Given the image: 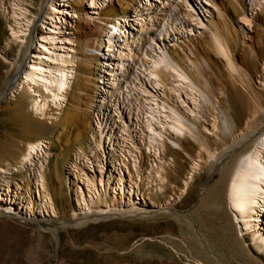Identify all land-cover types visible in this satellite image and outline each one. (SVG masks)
Instances as JSON below:
<instances>
[{
  "label": "rangeland",
  "instance_id": "374dc122",
  "mask_svg": "<svg viewBox=\"0 0 264 264\" xmlns=\"http://www.w3.org/2000/svg\"><path fill=\"white\" fill-rule=\"evenodd\" d=\"M122 1L0 0V264H264L227 205L231 172L201 208L222 156L233 160L235 144L264 130V0H132L126 12ZM25 56L65 74L41 119L16 89ZM239 81L258 113L230 92L250 99ZM82 85L87 115L72 121ZM170 111L187 127L180 137ZM65 119L56 136L38 129ZM35 141L44 153L19 170ZM116 212L126 214L105 219Z\"/></svg>",
  "mask_w": 264,
  "mask_h": 264
},
{
  "label": "bare ground",
  "instance_id": "6f19581e",
  "mask_svg": "<svg viewBox=\"0 0 264 264\" xmlns=\"http://www.w3.org/2000/svg\"><path fill=\"white\" fill-rule=\"evenodd\" d=\"M121 3H122L121 5H123L122 11L126 12L128 10H131L132 4H133L132 0H123ZM48 14H52V11L50 10ZM113 25L114 26H112L111 28L107 30V35H106L107 45L110 48L113 47L114 39L116 37L117 31L119 30L118 24H113ZM164 27H165V24L163 23L162 28ZM82 33H84V35L86 36H93L90 34L89 27H85ZM212 41H213L212 49L214 53L218 56L220 55L224 57L226 59V66H228L229 69H231L232 71H235V67H233L234 65L232 64V61H231V58H230V55L227 49L228 47H226V45L217 36H213ZM29 50H30L29 47H27L25 50L26 53H28ZM159 57L160 59H163V58L166 59V57H164L163 55L162 56L159 55ZM26 58L27 57L25 56L23 64L21 68L18 69V72H17V77H20L22 80L16 89H17V92L24 90L25 95L30 100L29 107L31 111L37 118L41 119L47 107L46 105L49 103L50 104L54 103L55 100L58 98V95H60L62 92H65L64 90L65 88L64 85H65V80H66L64 76L65 74L62 73L61 69H59L56 66L45 68V66L41 65L38 58L30 59L31 62L28 64L27 59L29 57L27 59ZM16 78L15 80L14 79L13 80L16 81ZM14 81L12 82V84L14 83ZM238 83L240 86H242L241 88H243V91L249 96L248 98L250 99L245 98V96H243V94H241V92L238 91L236 86H231L230 92L234 94V97H236V101H238V104H240L242 109H244L246 112L248 110H251L255 114L259 108V104L257 103L255 96L251 93V90L249 89V87H247L243 82L239 81ZM90 87L89 85H82L78 88V91L82 94L78 97V107H77L78 109H77L76 114L73 115V118H71L72 121L74 120V118L75 119L79 118V120L81 118L84 119L85 116L87 115L82 109L83 107H87L86 105L90 101L86 94L87 92H89L88 89H90ZM226 90L225 92L227 93ZM35 93L39 94L38 97L36 98L34 97ZM2 100L3 99L1 96L0 103L2 102ZM66 119L59 123L53 122L54 124L52 127H45V126L39 125L40 128L38 129H41L43 132H45L42 134H45L48 137L56 136L59 133V130H61L62 127H64L67 124L66 122L68 120ZM170 119H171V122L169 123V129L172 130L176 136L180 137L182 134H184V130L187 127L183 123L182 119L178 115H176L173 111H170ZM41 142L35 141L29 144H25V145L23 144L24 147L22 149V154L19 157V162L17 164L18 165L17 168L19 170L27 167L28 164L29 165L32 164L31 162L33 161L35 157L37 158L38 156H41L42 153H44L42 151L43 147H42ZM203 147H206V146H203ZM231 150L237 151V154L233 153V155L235 154L236 157L233 160L229 159L230 154L228 152V154L226 153L225 155H223L221 158L222 160L219 163H217V165L215 166L212 172L220 171V178L209 189L206 188L204 190L205 195L203 197L201 208H207V202L216 201L218 199L220 191L222 190L224 180L226 179L227 175L231 172L232 176L229 180L227 190H226V196H227V199L229 200V203H228L229 209H232L235 211V214L234 213L233 214H234V219L238 225L239 232L241 234H247L253 231L254 233L250 237L252 245L254 246L260 245L258 249L264 253V244L261 240L260 233L254 231L256 228L255 223L257 222L258 218H260L259 212L264 211V130H258L254 133L247 134L242 140H240L237 144H235L231 148ZM210 155L212 159L213 157H215L214 156L215 154L213 153ZM44 157L47 158L46 156ZM35 160H34V163H35ZM228 160H231L230 161L231 164L227 166L226 169L222 168V165L225 164V162H228ZM1 196L2 195L0 193V199H1ZM125 214L126 212L124 213L116 212V213H112L108 217H105V219L123 217L125 216ZM146 214L150 215V214H153V212L148 211ZM177 219L179 220V218ZM83 224H86V222H83L82 224H78V225H83Z\"/></svg>",
  "mask_w": 264,
  "mask_h": 264
},
{
  "label": "water",
  "instance_id": "95a60500",
  "mask_svg": "<svg viewBox=\"0 0 264 264\" xmlns=\"http://www.w3.org/2000/svg\"><path fill=\"white\" fill-rule=\"evenodd\" d=\"M11 85H13L12 82L9 84V86H8V88H7V90H6V94L8 93L7 91L9 90V88L11 87ZM4 97H5V96H4ZM227 200H228V199H227ZM227 205H228V203H227ZM230 211H231L232 213L235 214V211H234V210L230 209Z\"/></svg>",
  "mask_w": 264,
  "mask_h": 264
}]
</instances>
